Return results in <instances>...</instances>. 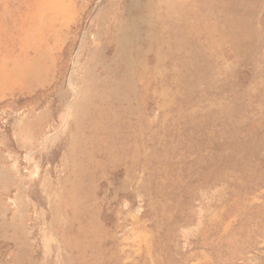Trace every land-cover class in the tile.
Returning <instances> with one entry per match:
<instances>
[{
    "label": "rangeland",
    "instance_id": "rangeland-1",
    "mask_svg": "<svg viewBox=\"0 0 264 264\" xmlns=\"http://www.w3.org/2000/svg\"><path fill=\"white\" fill-rule=\"evenodd\" d=\"M19 1L14 14V1L0 0V264H264V0H212L203 9L206 0H155L170 9L158 22L162 48L144 43L147 25L136 22L138 50L126 56L135 76L126 82L125 70L116 76L114 63H124L114 58L116 31H107L115 17L139 20L138 0ZM42 8L49 12L36 18ZM96 90L111 98L109 107L95 100ZM104 108L118 118L91 125L80 113L96 118ZM241 113L246 120L233 125ZM88 126L95 135L106 126L121 136L102 135L113 150L98 146L103 166L86 167L94 183L80 188L92 207L82 217L101 232L92 247L78 244L81 255L72 212L78 204L63 196L73 164L68 148ZM211 129L230 136L211 139ZM173 133L200 154L168 147ZM250 141L257 151L223 149ZM211 153L225 161L215 183L208 175L202 188L181 169ZM175 178L190 180L191 200L185 185L171 189Z\"/></svg>",
    "mask_w": 264,
    "mask_h": 264
},
{
    "label": "bare ground",
    "instance_id": "bare-ground-1",
    "mask_svg": "<svg viewBox=\"0 0 264 264\" xmlns=\"http://www.w3.org/2000/svg\"><path fill=\"white\" fill-rule=\"evenodd\" d=\"M13 1L15 4L13 3L12 7H10V6L8 7V12L10 11V12H13L14 14H20L21 13L20 8H21L22 4L20 3L19 0H8V3H11ZM68 1L70 4H72L73 2H76L78 0H68ZM141 1L143 4H141ZM211 1L212 0H206V2L202 3V6H201L202 9L211 5V3H212ZM183 2L186 3L184 0H183ZM141 5H142V11H143L142 14L139 12V7ZM48 9L47 8L39 9L35 12L34 16H36V18L38 16H42L43 13L49 12ZM249 9L252 10L251 7H249ZM136 12H137V15L135 14L136 16H141L139 20L136 16H135L136 17V20H135L134 17L130 18L129 15H124L122 21H120V20H117L116 17L114 16L115 19H112V27H110L109 31H107L108 32L107 34H109L112 29H113V31H116L114 33L111 32V34L113 35V36H111V40L114 44V51H115L114 55L116 56L114 58L116 61L123 60L124 63L123 64L121 63V67H119L118 63H114V64H115V67L118 69L116 76H117L120 69H123V71L125 70L124 75H123L124 77L122 80L123 82H126L127 78H129V80H130V78L133 79V77L135 76V74H133V71L131 69L132 65L130 63V59L129 58L126 59V56H128V54H129V56L131 55L130 54L131 49L138 50V42H137L138 41V33L136 31V27H137L136 22H139V23L145 22L147 25V27L145 29L146 31H144V34H145L144 35V41L146 40V42H144V43L154 44V45H157L156 47L162 48L161 47L162 46V44H161V41H162L161 33L163 32V28H162V25H159L158 22L162 21V18H161L162 13L164 12V13H166V15H168L170 12V9L167 6L165 8L163 4L162 5L156 4L155 0H140V1L138 0L137 6H136ZM156 15H159V16L157 17ZM141 18H142V21H141ZM159 19H161V20H159ZM200 22L201 21H199V23ZM35 23H37V22H35ZM35 23H33V27H35V29H37L40 25L35 24ZM156 23H158V25ZM19 25H20V23H19ZM11 28H12V26H11ZM250 28H252V26ZM118 34H120V36H121L119 41H118V36H119ZM99 37H101V36H99ZM19 41H20V44H25L24 40L19 39ZM139 41H140V39H139ZM141 41L143 43L142 38H141ZM135 43H137V44H135ZM174 46H175V44L173 45V47ZM169 53H175V51H170ZM156 60H157V62H160L162 60L161 50H158ZM32 66L33 67L29 68V70H28L30 73L35 72V65L33 64ZM145 69H147V68H145ZM103 71H106V69L103 68ZM107 72H108L109 78L111 79L110 82L113 83L112 81H114L113 77L115 76V71L109 70ZM146 72H147V70H146ZM151 73H158V72L154 71ZM5 74H6L5 72L0 71V84L3 81ZM108 83L109 82H107V84ZM104 85H105V82L100 83L101 88ZM100 91H101V89H100ZM103 91H104V87L102 89V92ZM93 93L95 95L94 98L97 102L100 101L101 103L105 104L106 108L111 105L109 102L111 98H108L107 96L100 98L99 95L97 94V90L94 91ZM163 97L167 98L166 93L163 94ZM123 98H126V97H123ZM118 101H119V99H118ZM120 103H121V101H120ZM170 104H172V101H170V103H167L163 107L164 112ZM104 109L99 112V114H98V116H96V118L88 117L87 112H85V111H81L80 113L85 116L86 120L88 119L89 124H91V125H96L99 121H103V118L105 119V117H109V119L118 118V115L116 114L117 110L112 111L109 108L105 109V110ZM191 115H194V114L191 113ZM246 117H247L246 114L241 113L240 118H238L237 120L232 118V124L235 125L236 122H238V123H236V126H238V124H240V123L243 124L244 123L243 120H246ZM166 120L170 121V118H166ZM163 125H165V124H163ZM92 127L88 126L85 130V135H84V133H81L78 138H79L80 142H83V140H84L85 143H89V144L90 143H96L94 146L90 145L88 148H86V146L84 145V147H83L80 145V142L76 141L75 137L73 138L74 140H73L72 144L70 143L71 146L68 148V152H69L68 157H69V160L73 162V164L71 165L69 172H68L67 179L64 182V185L67 188V192L63 196V199L65 201L70 200L72 204H74V203L78 204V208H73L72 212L74 215L73 218L77 221V224L79 227L78 234H76V238L74 239L76 241L74 244H76V247L79 249V252L81 253V255L84 253V250L82 248H79L78 244L80 242H83V243L88 242L89 246L92 247V245L95 244V241L92 240V238H96L95 232L98 229H99V232H101L100 226L96 222L89 221L87 223L86 218L82 217L86 211H88L90 208H92L90 206V204L87 203V201H86V200H88V201L90 200L89 194L87 193L85 195L84 191H83L84 196H81V189H80L81 186L83 184H85L87 187H91L92 184L94 183L91 178L87 177V175L85 173L86 167L89 165H93L96 168H100L103 166L101 163L96 162L95 156H97V154L100 153V150L97 148L98 146H99V148L101 146H105L108 150H113V146L108 145L105 142V140L102 139V135L108 134V136L113 135L114 137H120L121 136V133L118 130H108L106 126H104L102 133H98L95 135V131H94L95 129ZM216 132L217 131H215L214 129H211V130L207 131V136L210 137L211 139H213L215 137L226 138L225 136H228V134L230 136L229 131L225 130V129H222L218 133H216ZM86 133H88V135ZM170 133H172V131H170ZM141 135L142 134L134 133V134H130V137L135 139L137 136L140 137ZM176 135L177 134L173 133V138ZM173 138L170 141L171 144L168 147H173L176 145L185 146V149H187V152L189 154H191V155L200 154L201 148L196 143L186 142L187 140H182V139H177V138L173 139ZM223 149L228 150L229 154H234L235 156H237L239 154H242V155L246 154V152L248 150H250L251 152L257 151L258 147L255 143L250 141V143H247L246 146L243 145L241 148H238L236 146V144L233 143L230 147H224ZM76 152H78V153H76ZM108 155H110L108 157V160H109L108 162H109V165H111L112 159H115L113 157L114 152H108ZM146 155H147V153H146ZM200 156H201V162L197 167L194 168V167L188 166L187 169H181V170H183V172H188L189 176L194 175L195 179L200 181V183H199L200 186L202 188H205L206 179L207 178L209 179V177H210L208 175H211L210 179L214 180V182H211L209 184L215 183V179H217V177L220 175L219 173H217L219 171L218 165H219V163L222 164L223 161H225V160L223 158H221V156H216L213 153L205 154V156H203V155H200ZM246 161H247L246 162V167H247L248 164H250V160L246 159ZM228 163L230 164L231 162L228 161ZM225 166L228 167L226 165V163H225ZM217 169H218V171H217ZM168 170L173 173L174 168H170ZM190 178H192V177H190ZM87 179H88V183L86 184L85 181ZM189 181L190 180H186V181H183V183H182V181H180V179L175 178V179H173V182L171 181V185H170L171 189H173L175 187L182 188L185 185V190H186V191H184L185 198L190 197V200H191L192 199L191 196L194 197V193H193V191H191V187L188 185ZM164 186L165 185L162 184V187H164ZM84 188H86V187H83V189ZM171 192H173V190H171ZM176 195H180L176 199V201L182 202L183 201L182 193L179 190H177ZM64 200H63V202H64ZM74 240L72 242H74Z\"/></svg>",
    "mask_w": 264,
    "mask_h": 264
}]
</instances>
